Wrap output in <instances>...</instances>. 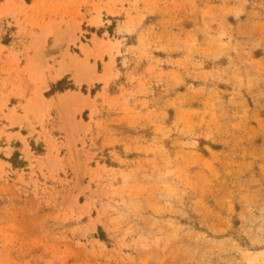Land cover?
I'll return each instance as SVG.
<instances>
[{"label":"rangeland","instance_id":"obj_1","mask_svg":"<svg viewBox=\"0 0 264 264\" xmlns=\"http://www.w3.org/2000/svg\"><path fill=\"white\" fill-rule=\"evenodd\" d=\"M0 264H264V0H0Z\"/></svg>","mask_w":264,"mask_h":264},{"label":"bare ground","instance_id":"obj_2","mask_svg":"<svg viewBox=\"0 0 264 264\" xmlns=\"http://www.w3.org/2000/svg\"><path fill=\"white\" fill-rule=\"evenodd\" d=\"M61 73V72H60ZM59 73V74H60ZM60 76H61V74H60ZM77 81L80 83V82H82L83 81V79L80 77V76H77Z\"/></svg>","mask_w":264,"mask_h":264}]
</instances>
